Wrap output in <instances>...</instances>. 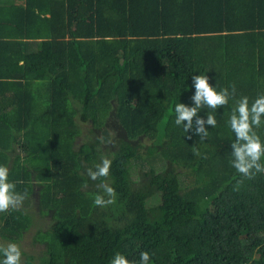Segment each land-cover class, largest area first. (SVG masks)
<instances>
[{"label": "trees", "instance_id": "trees-1", "mask_svg": "<svg viewBox=\"0 0 264 264\" xmlns=\"http://www.w3.org/2000/svg\"><path fill=\"white\" fill-rule=\"evenodd\" d=\"M13 1L0 0V165L28 198L0 213V243L35 229L22 264L144 251L150 264H264V173L230 164L234 101L204 142L174 123L193 75L235 84L237 99L264 93V0ZM102 156L106 208L87 176Z\"/></svg>", "mask_w": 264, "mask_h": 264}, {"label": "clouds", "instance_id": "clouds-1", "mask_svg": "<svg viewBox=\"0 0 264 264\" xmlns=\"http://www.w3.org/2000/svg\"><path fill=\"white\" fill-rule=\"evenodd\" d=\"M194 94L191 96L193 106L178 103L174 107L177 126H182L185 133L190 131L198 136L199 142H204L209 136L208 127L215 128L217 119L213 112L217 109L229 105L234 101L228 118V126L235 135V140L231 144L230 164L236 172L243 178L254 179L259 173H264V139L258 134V129L264 127V93L258 95L254 100L248 96L236 98L237 89L235 84L217 90L209 82L208 75L192 76ZM211 109L206 119L198 116L202 109ZM192 139L191 135L187 137ZM101 144L103 138H100ZM193 154L200 156L198 143L192 147ZM112 159L107 156L101 157V162L93 167L87 168V176L92 181H101L97 184L100 193L94 197V205L106 208L114 204L116 191L108 183L104 182L110 174ZM243 180L239 181V184ZM23 184L22 180H10V168L0 165V213H7L20 209L28 198L27 190L20 192L17 185ZM83 187H87L85 184ZM23 251L19 244L9 242L0 243V264H22ZM110 264H150V253L144 251L140 254V260H129L125 255L117 252L110 260Z\"/></svg>", "mask_w": 264, "mask_h": 264}, {"label": "rangeland", "instance_id": "rangeland-1", "mask_svg": "<svg viewBox=\"0 0 264 264\" xmlns=\"http://www.w3.org/2000/svg\"><path fill=\"white\" fill-rule=\"evenodd\" d=\"M1 1H3V2H14L13 0H1ZM15 2H16V4L17 5H19V4H21L22 3V1H20V0H15ZM151 203H155V202H157V199H154V200H152V201H150ZM35 232H36V230L34 229L32 232H29V233H27L26 235H25V237H24V239H23V242H22V250H25V251H27L30 255H34V256H36L37 257V255H38V252H39V248H40V246H39V244L38 245H33V243H32V237H34L35 236ZM39 249V250H38Z\"/></svg>", "mask_w": 264, "mask_h": 264}]
</instances>
